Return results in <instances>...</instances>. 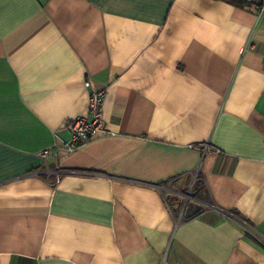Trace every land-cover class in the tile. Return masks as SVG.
Masks as SVG:
<instances>
[{
  "label": "crops",
  "instance_id": "crops-1",
  "mask_svg": "<svg viewBox=\"0 0 264 264\" xmlns=\"http://www.w3.org/2000/svg\"><path fill=\"white\" fill-rule=\"evenodd\" d=\"M0 264H264V8L0 0Z\"/></svg>",
  "mask_w": 264,
  "mask_h": 264
},
{
  "label": "built area",
  "instance_id": "built-area-1",
  "mask_svg": "<svg viewBox=\"0 0 264 264\" xmlns=\"http://www.w3.org/2000/svg\"><path fill=\"white\" fill-rule=\"evenodd\" d=\"M251 5H255L258 9L264 8V0H248ZM87 88H90V96L88 101L86 115H79L66 123V128L70 131V138L62 147L48 146L43 148L39 154L46 162L50 157H54L55 161L62 155L74 153L80 146L97 137L99 134L107 133L106 122L103 113V104L106 91L103 89H91L89 80L84 82ZM209 145L203 144V152L208 151ZM59 169H56L55 182H59Z\"/></svg>",
  "mask_w": 264,
  "mask_h": 264
},
{
  "label": "trees",
  "instance_id": "trees-1",
  "mask_svg": "<svg viewBox=\"0 0 264 264\" xmlns=\"http://www.w3.org/2000/svg\"><path fill=\"white\" fill-rule=\"evenodd\" d=\"M225 1L231 5H234L236 7H244L247 5H251V3L248 0H222Z\"/></svg>",
  "mask_w": 264,
  "mask_h": 264
}]
</instances>
